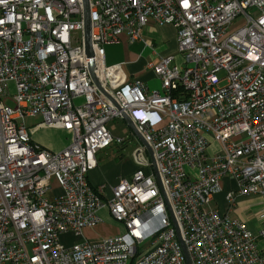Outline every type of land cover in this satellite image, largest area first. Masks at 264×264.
Listing matches in <instances>:
<instances>
[{"label": "built area", "instance_id": "built-area-1", "mask_svg": "<svg viewBox=\"0 0 264 264\" xmlns=\"http://www.w3.org/2000/svg\"><path fill=\"white\" fill-rule=\"evenodd\" d=\"M88 2L91 58L81 0H0V264H185L143 147L129 178L88 181L97 153L123 143L106 127L121 115L152 150L191 264H264V0ZM150 22L175 30L181 58L146 63L160 91L105 59L122 36L151 47L142 40ZM40 130L69 143L52 152L34 141ZM224 178L237 185L227 202L261 198L256 234L212 207ZM101 211L120 234L60 241L82 238Z\"/></svg>", "mask_w": 264, "mask_h": 264}, {"label": "crops", "instance_id": "crops-1", "mask_svg": "<svg viewBox=\"0 0 264 264\" xmlns=\"http://www.w3.org/2000/svg\"><path fill=\"white\" fill-rule=\"evenodd\" d=\"M142 40L149 43L151 47H146L142 42H130L122 36L116 44L105 47V59L109 65L120 64L123 70L126 69L130 76L127 77L129 80L138 78L147 85V82L153 80L155 76L152 72L146 70V63L152 59L154 61L151 62H156L161 56L176 53L175 30L169 25H156L150 22L142 32ZM156 42L161 43V46L156 47ZM33 139L36 141L34 137ZM64 147H58V150ZM217 150L218 144L211 141L209 151L213 153ZM134 169L135 166L132 163L119 165L111 160L105 163L97 161V167L89 173L88 181L93 188L102 184H115L119 179L129 178ZM221 187L222 192L214 197L212 207L222 214L245 221L248 229L256 234L258 230L257 216L263 209L261 198L257 195L235 196L231 204L226 201L225 194L237 189L235 181L231 178H224L221 181ZM99 216L100 221L97 225L82 230V232L84 231L82 238H74L68 235L71 240L64 244L70 245L82 240L96 244L102 239L113 237L122 232L121 226L114 223L106 211H101ZM88 238L93 240V243L88 241Z\"/></svg>", "mask_w": 264, "mask_h": 264}, {"label": "rangeland", "instance_id": "rangeland-1", "mask_svg": "<svg viewBox=\"0 0 264 264\" xmlns=\"http://www.w3.org/2000/svg\"><path fill=\"white\" fill-rule=\"evenodd\" d=\"M235 27H230L228 32H232ZM156 47H160L161 43L156 42ZM106 50V48H105ZM176 56V62L180 65V56L177 53L174 54ZM151 61H154L152 59ZM107 65L108 62H106ZM125 74H128V71L125 69L123 70ZM127 77H130L129 74ZM148 88L150 91H160V81L155 77L153 80L147 82ZM10 105V104H9ZM40 122V118L36 117L34 119H26L25 124L27 127H32L33 125ZM107 129L111 136L116 138H122L123 143L117 144L113 143L108 148L101 150L96 155V160L98 162H108L114 161L119 165H128L133 163V153L138 148H141L142 145L132 133V131L127 127L124 121L121 119H115L107 124ZM34 138L40 145L44 148L56 152L59 151L58 147L66 146L69 143V136L67 133L58 130H40L34 135ZM144 156L148 158L147 153L145 151ZM58 191V186L53 179L50 180V189L46 192L45 198L49 201L54 199L55 193ZM84 231L82 232L83 235ZM84 236V235H83ZM71 238L68 235L61 236L60 241L66 243L70 241ZM88 241L93 243V240L90 238L87 239ZM261 246L263 245L260 244Z\"/></svg>", "mask_w": 264, "mask_h": 264}, {"label": "water", "instance_id": "water-1", "mask_svg": "<svg viewBox=\"0 0 264 264\" xmlns=\"http://www.w3.org/2000/svg\"><path fill=\"white\" fill-rule=\"evenodd\" d=\"M81 1H82V7H83V37H84L85 54H86L87 58H91L93 56V54H92V50H91V41H90L91 21H90V16H89V2H88V0H81ZM88 71H89L90 77H91L92 82L95 85V87L101 93H103V91L101 90V88H100V86L98 84V81H97V79H96V77H95V75L93 73V63L92 62H90L89 66H88ZM108 99L110 100V98H108ZM112 103L114 104V102H112ZM121 120L125 122L127 127L132 131V133L135 135V137L138 139V141L141 143L142 147L144 148V150L147 153L148 159H149L150 164H151V168H152V172H153V175H154L155 182H156L157 187L159 188L160 193H161V195H162V197H163V199L165 201V204H166L169 216H170V220H171L172 226H173V228L175 230L177 240H178V242L180 244L181 251H182V254H183V257H184V263L185 264H191L190 259L188 257V254L186 252V249H185V247L183 245V242H182V238H181V235H180V230H179L178 224H177V222H176V220H175V218L173 216L171 207H170V205H169V203H168V201L166 199L165 192H164L163 186L161 184V180H160L159 174L157 172L156 163H155V160H154V156H153L152 150L149 147V145L143 140L141 135L136 131V129L133 126V124L130 122V120L125 115H121Z\"/></svg>", "mask_w": 264, "mask_h": 264}]
</instances>
